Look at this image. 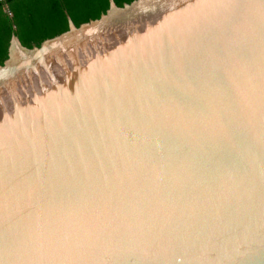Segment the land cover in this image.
Returning a JSON list of instances; mask_svg holds the SVG:
<instances>
[{
	"label": "water",
	"instance_id": "95a60500",
	"mask_svg": "<svg viewBox=\"0 0 264 264\" xmlns=\"http://www.w3.org/2000/svg\"><path fill=\"white\" fill-rule=\"evenodd\" d=\"M0 264H264V0H109L12 35Z\"/></svg>",
	"mask_w": 264,
	"mask_h": 264
},
{
	"label": "trees",
	"instance_id": "16d2710c",
	"mask_svg": "<svg viewBox=\"0 0 264 264\" xmlns=\"http://www.w3.org/2000/svg\"><path fill=\"white\" fill-rule=\"evenodd\" d=\"M131 1L133 0H113L118 7ZM6 4L9 11L15 15L12 19L2 12ZM108 8L109 0H49V2L22 0L16 5H11L10 0H0V65L7 58V49L12 35L18 38L22 46L31 48L38 46L45 39L67 31V17L75 26H79L98 19ZM65 10L67 15L64 13ZM31 11L32 14L27 15V12ZM12 26H15L17 30H13Z\"/></svg>",
	"mask_w": 264,
	"mask_h": 264
},
{
	"label": "flooded vegetation",
	"instance_id": "af4514ba",
	"mask_svg": "<svg viewBox=\"0 0 264 264\" xmlns=\"http://www.w3.org/2000/svg\"><path fill=\"white\" fill-rule=\"evenodd\" d=\"M1 1H3V0H1ZM10 1H11V5L20 4V3L22 2V0H10ZM37 1H38V2H41V1H43V0H37ZM44 1H45V2H49V0H44ZM40 10H41V9H40ZM2 12H3L4 14H6L7 17H9V18H11V19L15 16L14 13H12V12L9 11V8H8L7 4L4 5ZM37 12H39V11H37ZM40 13H41V11H40ZM64 13L67 15V11H66V10L64 11ZM17 14L19 15L18 12H17ZM22 14L24 15L25 13H22ZM31 14H32V11H31L30 13L27 12V15H31ZM68 18H69V17H67V21H68ZM12 29L15 30V31L17 30L15 26H12Z\"/></svg>",
	"mask_w": 264,
	"mask_h": 264
}]
</instances>
